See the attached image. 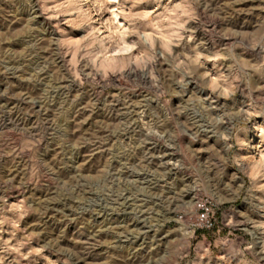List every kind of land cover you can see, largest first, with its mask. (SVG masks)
Segmentation results:
<instances>
[{
    "label": "rangeland",
    "instance_id": "1",
    "mask_svg": "<svg viewBox=\"0 0 264 264\" xmlns=\"http://www.w3.org/2000/svg\"><path fill=\"white\" fill-rule=\"evenodd\" d=\"M98 2L0 0V264H264V0Z\"/></svg>",
    "mask_w": 264,
    "mask_h": 264
},
{
    "label": "built area",
    "instance_id": "2",
    "mask_svg": "<svg viewBox=\"0 0 264 264\" xmlns=\"http://www.w3.org/2000/svg\"><path fill=\"white\" fill-rule=\"evenodd\" d=\"M165 128L163 122L146 121L143 124L140 136L132 139L137 142V146L134 147L137 152L132 153V157H139L140 161L131 163V166H139V173L159 172L164 174L168 170L171 172L179 171L181 174L186 173L178 155L179 149L176 139L171 136V130ZM193 203L197 205V209L203 208L198 205L199 201L194 196Z\"/></svg>",
    "mask_w": 264,
    "mask_h": 264
},
{
    "label": "bare ground",
    "instance_id": "3",
    "mask_svg": "<svg viewBox=\"0 0 264 264\" xmlns=\"http://www.w3.org/2000/svg\"><path fill=\"white\" fill-rule=\"evenodd\" d=\"M80 1H82V2H90L91 3V5L95 8V12H97L96 13V15H100V13H101V8H100V5L98 4L99 2H98V0H80ZM35 8V7H34ZM106 22V21H105ZM106 25H107V23H105ZM108 30H109V28H108ZM122 33V32H121ZM124 33H126V32H124ZM123 37H124V35H122V40H118V41H112L113 43H114V46L112 45L111 46V58H109L108 57V62L109 63H111V62H113V60H114V57L115 56H118V55H120V56H127L128 55V52H129V48H130V46L124 41V39H123ZM110 39V42H111V40H112V38H109ZM129 109V108H128ZM254 128V127H253ZM255 129V128H254ZM252 147V146H251ZM252 148H256V145H254ZM251 148V149H252ZM168 172H169V170H168ZM154 173V172H153ZM149 174V173H148ZM158 174V173H157ZM163 174V173H162ZM169 174V173H168ZM179 174V173H178ZM156 175V174H155ZM191 191H193V190H191ZM165 211V210H164ZM80 238V237H79ZM77 241V240H76ZM79 241V240H78ZM78 248V247H77Z\"/></svg>",
    "mask_w": 264,
    "mask_h": 264
}]
</instances>
